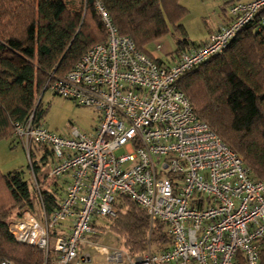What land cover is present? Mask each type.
<instances>
[{
    "label": "built area",
    "instance_id": "1",
    "mask_svg": "<svg viewBox=\"0 0 264 264\" xmlns=\"http://www.w3.org/2000/svg\"><path fill=\"white\" fill-rule=\"evenodd\" d=\"M93 8L105 42L90 46L63 75L50 73L43 88L92 108L98 123L91 134L72 128L61 135L31 114L13 122L27 155L33 144L45 146L54 157L48 177L67 174L69 181L47 214L34 178L40 215L24 211L8 222L9 232L35 247L41 264H237V252L245 264H261L264 180L252 178L242 157L196 116L176 79L220 54L264 0L230 2L225 24L162 65L119 33L102 1ZM119 194L143 208L151 223L165 224L168 247L130 254L93 244L101 232L93 219L114 216ZM82 246L96 248L104 260L79 254ZM0 264L13 263L0 258Z\"/></svg>",
    "mask_w": 264,
    "mask_h": 264
},
{
    "label": "trees",
    "instance_id": "2",
    "mask_svg": "<svg viewBox=\"0 0 264 264\" xmlns=\"http://www.w3.org/2000/svg\"><path fill=\"white\" fill-rule=\"evenodd\" d=\"M94 1L0 0V139L21 144L13 134V122L31 114L34 123L41 124L44 109L39 97L47 90L43 87L49 74L63 75L90 46L105 42L103 28L94 23ZM100 1L119 33L129 36L135 47L158 65L169 63L146 47L165 36L170 27L176 35L175 50L170 52L173 60L187 46L196 45L180 23L186 9L178 0ZM263 13L260 9L220 54L176 79L196 116L242 157L250 176L258 180H264V26L258 29ZM36 146L51 154L45 146L30 147L28 159L34 174L35 161H39L34 159ZM39 188L48 214L58 206L60 193L45 186ZM37 196L22 170L0 172L1 259L13 264H41L39 251L18 243L5 223L11 210L18 216L34 204L39 206ZM118 201L112 229L123 236L130 254L143 251L152 241L166 244L163 248L170 245L162 222L151 223L146 211L126 195L119 194L114 205ZM123 206L125 210H121ZM259 245L260 263L264 264V237ZM236 262L245 264L240 252L236 253Z\"/></svg>",
    "mask_w": 264,
    "mask_h": 264
},
{
    "label": "rangeland",
    "instance_id": "3",
    "mask_svg": "<svg viewBox=\"0 0 264 264\" xmlns=\"http://www.w3.org/2000/svg\"><path fill=\"white\" fill-rule=\"evenodd\" d=\"M78 1L79 0H68L69 3ZM231 1L235 0H178L179 5L186 9L185 13L181 17L180 23L182 24L188 39L194 43L202 39L206 34L208 26H212L214 24L218 18L217 16L222 15L223 9ZM94 16L95 22H93L98 25L100 30H102L96 15ZM172 32L173 28L170 27L168 33L156 41L162 45V50H156L154 48L155 41L147 45V50L154 56L159 57L164 61L167 60L170 52H173L176 47V35H173ZM16 59L19 58L16 56ZM39 98L40 106L44 109L41 124L48 130L61 135H67L72 128H76L80 132H84L86 134L93 133L98 123L99 114L92 108L76 104L72 100L54 94L49 90H46ZM121 152L122 150H118L116 151V154H120ZM35 163V168H39L37 166L39 161H35ZM32 165V161L31 165L29 164L26 150L20 143L13 139H0V172L6 173L8 171L19 169L24 172L30 183H32L35 178L40 186L48 187V184L43 181L44 178L41 180L37 176V172L34 174ZM54 178L55 177H49L48 179L51 180ZM4 199H7V194H5ZM119 202L120 201L114 205L116 213ZM125 208L126 207L123 206L121 210H125ZM15 211L16 210H11L9 212L5 220L6 225L11 219L21 216L24 211H29L35 216L40 215V208L37 204H34L31 210H23L18 216L15 214ZM113 217L114 216L97 218V220L101 222L99 224L101 232L92 237L93 244H97V246H108L115 249H123L128 252L123 243V236L112 229V224L114 223ZM164 227L166 230V226ZM164 245L166 244L153 241L148 242L144 250L137 252L136 254L142 253L147 249L153 251L159 250L162 249ZM87 249H90V251ZM84 253H88L92 260L103 259L102 256H99V252L94 247H86V249H84Z\"/></svg>",
    "mask_w": 264,
    "mask_h": 264
},
{
    "label": "crops",
    "instance_id": "4",
    "mask_svg": "<svg viewBox=\"0 0 264 264\" xmlns=\"http://www.w3.org/2000/svg\"><path fill=\"white\" fill-rule=\"evenodd\" d=\"M235 1H238V0H235ZM239 1H246V0H239ZM217 17L218 18L214 22V24L212 26H208L205 36L202 39H200L198 42H196L195 44H199V43L204 42L210 33L216 31L219 28L220 25L225 24L228 21V16L225 13V8L222 11V15L221 16H217ZM174 60L169 55V58L167 60H165V61H167V63L171 64ZM33 149H34L33 152H34L35 160L36 159L39 160V163L37 165L39 168H36L37 169L36 170L37 176L41 180H43V178H44L43 181H45L48 184L47 185L48 189L50 188L51 190L57 191L58 193H60V196L62 197V195L64 193V188H65L67 182L69 181V176L67 174H64L62 176L55 177L54 179L49 180L48 179L49 177H48L47 173H48L51 165L54 162V157L51 154L44 153L43 149L42 148H38L37 146L34 147ZM100 223L101 222L99 220H97V218L93 219V224L96 227L100 228V225H99ZM84 249H86V247H84V246L80 247L79 254L84 253ZM88 251H90V249ZM99 256H101V255H99ZM97 260H93V261L94 262H101L103 259H97Z\"/></svg>",
    "mask_w": 264,
    "mask_h": 264
}]
</instances>
